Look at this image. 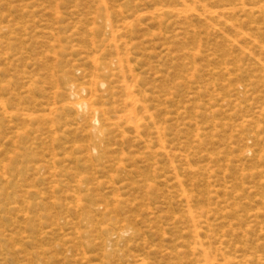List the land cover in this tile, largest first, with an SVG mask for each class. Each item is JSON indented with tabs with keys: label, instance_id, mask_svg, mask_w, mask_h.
<instances>
[{
	"label": "rangeland",
	"instance_id": "obj_1",
	"mask_svg": "<svg viewBox=\"0 0 264 264\" xmlns=\"http://www.w3.org/2000/svg\"><path fill=\"white\" fill-rule=\"evenodd\" d=\"M0 264H264V0H0Z\"/></svg>",
	"mask_w": 264,
	"mask_h": 264
},
{
	"label": "bare ground",
	"instance_id": "obj_2",
	"mask_svg": "<svg viewBox=\"0 0 264 264\" xmlns=\"http://www.w3.org/2000/svg\"><path fill=\"white\" fill-rule=\"evenodd\" d=\"M79 102V101H78ZM77 102V103H78ZM77 105V104H76ZM75 105V106H76ZM77 107H78V109H80V110H87V108H89L88 107V105H87V103H85V102H79V104L77 105ZM91 108V107H90ZM93 108V107H92ZM94 109V108H93ZM90 111H92V112H94L93 110H90ZM98 111V110H97ZM93 118V117H92ZM96 119V118H95Z\"/></svg>",
	"mask_w": 264,
	"mask_h": 264
}]
</instances>
